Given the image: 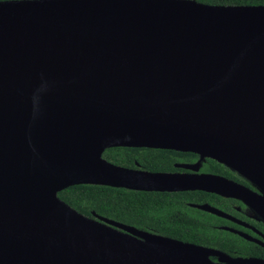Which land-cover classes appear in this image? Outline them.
Returning <instances> with one entry per match:
<instances>
[{"label":"water","instance_id":"95a60500","mask_svg":"<svg viewBox=\"0 0 264 264\" xmlns=\"http://www.w3.org/2000/svg\"><path fill=\"white\" fill-rule=\"evenodd\" d=\"M113 148L193 153L260 193L118 166ZM80 185L204 191L264 221V6L0 1V264H264L86 217L58 197Z\"/></svg>","mask_w":264,"mask_h":264},{"label":"trees","instance_id":"16d2710c","mask_svg":"<svg viewBox=\"0 0 264 264\" xmlns=\"http://www.w3.org/2000/svg\"><path fill=\"white\" fill-rule=\"evenodd\" d=\"M10 1V0H0ZM209 5L264 6V0H197ZM109 163L136 169V162L146 171H166L172 157L166 151L154 152L131 148L107 150ZM210 169L220 173L224 167L209 160ZM58 197L86 217L93 214L135 227L152 234L221 250L228 255L264 259V249L218 229L219 219L188 204L208 203L221 210L227 206L219 197L202 193L138 192L106 186L80 185L66 189ZM236 252V254H235Z\"/></svg>","mask_w":264,"mask_h":264},{"label":"flooded vegetation","instance_id":"af4514ba","mask_svg":"<svg viewBox=\"0 0 264 264\" xmlns=\"http://www.w3.org/2000/svg\"><path fill=\"white\" fill-rule=\"evenodd\" d=\"M137 149L152 150L154 152L166 151V153L172 157V163L170 164V167L168 168V170L154 171V172L148 171V172H153V173L160 172V173H172V174L177 173V174H189V175H192V174L215 175V176L226 178L239 185H243L251 189L253 192L260 193L259 190L256 187H254L250 182L242 178L237 172L230 170L224 165H222L224 167V170L222 172L220 173L213 172L210 169L211 163L209 162V160H212V159L207 158V159L201 160L200 156L196 154L171 151V150H155V149H147V148H137ZM197 163H200L198 171H193L191 169L180 167L181 165L194 166ZM136 166H137L136 168L137 170H143L140 168L137 162H136ZM143 171H146V170H143ZM195 192L202 193L205 195L216 196L224 200V203L227 206L225 210H221L208 203L199 204V205H209L211 207H214L224 212L225 214L229 216V218H221V217L211 214L219 219L218 226H217L218 229L231 233L241 238L242 240L250 243L254 247L264 249V221L260 218V216H258L255 213V211L247 207L242 201L234 199V198H225V197H221L219 195L207 193L204 191H188V192H178V193H195ZM188 205L192 207L191 205H197V204L189 203ZM241 234L248 236L249 239L248 240L245 239L244 237L241 236ZM232 257H244V256H242L241 254L239 255L237 254ZM213 259L216 260V258H213Z\"/></svg>","mask_w":264,"mask_h":264}]
</instances>
